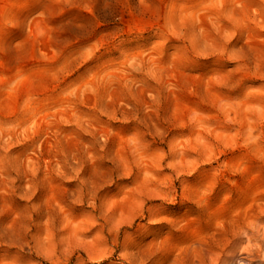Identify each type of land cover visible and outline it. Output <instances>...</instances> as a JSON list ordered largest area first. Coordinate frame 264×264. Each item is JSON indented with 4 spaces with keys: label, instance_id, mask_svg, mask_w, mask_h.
Wrapping results in <instances>:
<instances>
[{
    "label": "rangeland",
    "instance_id": "obj_1",
    "mask_svg": "<svg viewBox=\"0 0 264 264\" xmlns=\"http://www.w3.org/2000/svg\"><path fill=\"white\" fill-rule=\"evenodd\" d=\"M0 264H264V0H0Z\"/></svg>",
    "mask_w": 264,
    "mask_h": 264
}]
</instances>
